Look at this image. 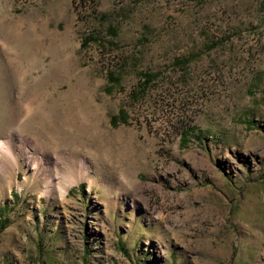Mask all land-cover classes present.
Listing matches in <instances>:
<instances>
[{
  "label": "rangeland",
  "instance_id": "obj_1",
  "mask_svg": "<svg viewBox=\"0 0 264 264\" xmlns=\"http://www.w3.org/2000/svg\"><path fill=\"white\" fill-rule=\"evenodd\" d=\"M11 130L0 264H264V0H0Z\"/></svg>",
  "mask_w": 264,
  "mask_h": 264
},
{
  "label": "bare ground",
  "instance_id": "obj_2",
  "mask_svg": "<svg viewBox=\"0 0 264 264\" xmlns=\"http://www.w3.org/2000/svg\"><path fill=\"white\" fill-rule=\"evenodd\" d=\"M28 111L30 112L28 114V118H29L33 114V106L32 105H31V107H29ZM22 136H20L17 131L11 130V131H5V133H3L0 137V176H3L2 182H4V184L7 181V175L10 174L11 172H13L15 170L16 166L18 165V156L21 154V145L23 143L22 142V138H23ZM18 139H19V141H18ZM26 156L30 157L29 155H26ZM65 175L67 176L68 179L70 178L72 180V182H74L73 177H76V175H74V176L68 175V174H65ZM44 177H45V175L42 177V179ZM63 178H65V177H63ZM65 181H66V178H65ZM64 184H65V186L63 187V190H62L63 196L68 192V188L71 185V183L67 184V182H65ZM1 186H3V184H1ZM51 186H52V181L48 180L46 187L44 189V193L46 195L49 193V191L51 192V190H50Z\"/></svg>",
  "mask_w": 264,
  "mask_h": 264
},
{
  "label": "trees",
  "instance_id": "obj_3",
  "mask_svg": "<svg viewBox=\"0 0 264 264\" xmlns=\"http://www.w3.org/2000/svg\"><path fill=\"white\" fill-rule=\"evenodd\" d=\"M95 42V39L92 37H87L84 39L83 43H82V47L86 48L88 45H90L91 43ZM208 48H212V46L210 45ZM177 65L180 64V61H176ZM157 77L156 74H150V73H143L141 75L140 80L142 81V89H147L149 84L155 80V78ZM108 81L111 82L113 85H117L118 83H120V78L117 77L114 73H108ZM133 97H138L136 94H132V98ZM118 119L120 120H126L125 118V114L123 112H120ZM115 121V119H114ZM8 223V219L7 217H5V213H1L0 214V234L4 231L6 225Z\"/></svg>",
  "mask_w": 264,
  "mask_h": 264
}]
</instances>
